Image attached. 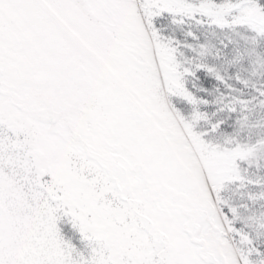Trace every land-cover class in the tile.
<instances>
[{"label":"snow or ice","instance_id":"obj_1","mask_svg":"<svg viewBox=\"0 0 264 264\" xmlns=\"http://www.w3.org/2000/svg\"><path fill=\"white\" fill-rule=\"evenodd\" d=\"M0 264H264V0H0Z\"/></svg>","mask_w":264,"mask_h":264}]
</instances>
